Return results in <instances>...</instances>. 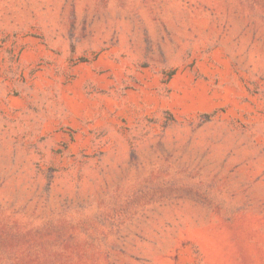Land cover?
Listing matches in <instances>:
<instances>
[{
    "label": "rangeland",
    "instance_id": "rangeland-1",
    "mask_svg": "<svg viewBox=\"0 0 264 264\" xmlns=\"http://www.w3.org/2000/svg\"><path fill=\"white\" fill-rule=\"evenodd\" d=\"M0 264H264V0H0Z\"/></svg>",
    "mask_w": 264,
    "mask_h": 264
}]
</instances>
